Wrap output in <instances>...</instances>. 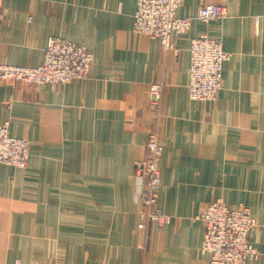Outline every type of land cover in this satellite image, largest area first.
<instances>
[{
    "label": "crops",
    "instance_id": "0c3cea01",
    "mask_svg": "<svg viewBox=\"0 0 264 264\" xmlns=\"http://www.w3.org/2000/svg\"><path fill=\"white\" fill-rule=\"evenodd\" d=\"M203 2L228 16L201 21ZM136 5L0 0V62L38 65L50 36L94 54L88 78L0 79V123L30 148L24 168L0 163V264H207L197 215L216 198L249 208L259 255L245 264H264V0H182L177 14L191 24L171 36L177 54L133 30ZM203 33L231 54L206 101L187 93L190 39ZM150 130L163 146L158 202L172 220L139 229L134 162Z\"/></svg>",
    "mask_w": 264,
    "mask_h": 264
},
{
    "label": "built area",
    "instance_id": "2783aa9c",
    "mask_svg": "<svg viewBox=\"0 0 264 264\" xmlns=\"http://www.w3.org/2000/svg\"><path fill=\"white\" fill-rule=\"evenodd\" d=\"M182 0H137L133 14V30L157 38L164 50L178 53L171 39L174 33L189 30L191 18L180 16L177 9ZM228 16L227 8L219 2H203L197 18L203 22ZM256 20V17H255ZM218 38L206 33L191 37L189 43L188 97L193 100H213L222 86L223 63L230 58ZM94 54L82 42L61 36L47 39L44 58L36 66H24L0 62V79L27 84L69 83L88 78ZM151 101L157 110L161 100V85H151ZM162 144L156 130H150L145 141L144 155L134 162V172L141 178L137 198L141 203L137 227L145 229L147 224L158 227L168 225L172 217L158 202L161 182L160 158ZM29 141L9 133L8 121L0 123V163L24 168L29 158ZM203 224L199 244L201 254L207 255V264H245L257 258L259 251L249 239L256 225L249 208L244 205L231 207L221 198L210 200L197 215ZM14 264H22L17 260Z\"/></svg>",
    "mask_w": 264,
    "mask_h": 264
}]
</instances>
